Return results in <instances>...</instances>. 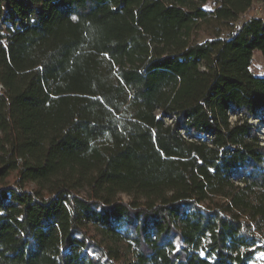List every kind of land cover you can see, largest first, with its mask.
Wrapping results in <instances>:
<instances>
[{"label":"trees","instance_id":"trees-1","mask_svg":"<svg viewBox=\"0 0 264 264\" xmlns=\"http://www.w3.org/2000/svg\"><path fill=\"white\" fill-rule=\"evenodd\" d=\"M257 3L0 0V264H255Z\"/></svg>","mask_w":264,"mask_h":264},{"label":"rangeland","instance_id":"rangeland-1","mask_svg":"<svg viewBox=\"0 0 264 264\" xmlns=\"http://www.w3.org/2000/svg\"><path fill=\"white\" fill-rule=\"evenodd\" d=\"M254 17H264L263 7L261 3H257L255 8L246 15L247 19ZM251 71L256 76H264V58L260 53L255 54L253 58ZM231 119L234 121L235 117H232ZM253 122L256 123L257 130L260 134V138L264 141V125L257 122L256 120H253ZM83 194H85V191L83 192ZM120 196L124 199V201L126 202L130 201V197L128 195L121 194ZM263 262H264V253H260L259 255H257L255 264H262Z\"/></svg>","mask_w":264,"mask_h":264}]
</instances>
